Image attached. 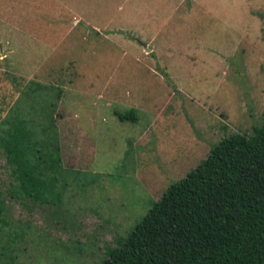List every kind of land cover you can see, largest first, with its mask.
<instances>
[{
  "label": "rangeland",
  "instance_id": "1",
  "mask_svg": "<svg viewBox=\"0 0 264 264\" xmlns=\"http://www.w3.org/2000/svg\"><path fill=\"white\" fill-rule=\"evenodd\" d=\"M55 97L63 203L6 198L0 264H103L212 146L260 127L264 0H0V136L17 118L42 143Z\"/></svg>",
  "mask_w": 264,
  "mask_h": 264
},
{
  "label": "trees",
  "instance_id": "2",
  "mask_svg": "<svg viewBox=\"0 0 264 264\" xmlns=\"http://www.w3.org/2000/svg\"><path fill=\"white\" fill-rule=\"evenodd\" d=\"M55 103L56 97L40 107L48 126L42 143H33L17 118L0 136L8 177L0 190V222L6 198L63 203L67 182ZM114 113L121 120H138L135 108ZM108 254L103 264H264V122L251 135L230 133L212 146Z\"/></svg>",
  "mask_w": 264,
  "mask_h": 264
}]
</instances>
